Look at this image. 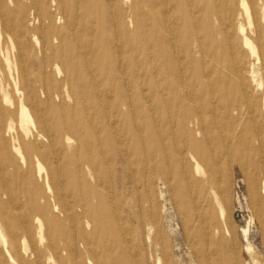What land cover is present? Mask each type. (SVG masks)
Here are the masks:
<instances>
[{"label":"bare ground","instance_id":"1","mask_svg":"<svg viewBox=\"0 0 264 264\" xmlns=\"http://www.w3.org/2000/svg\"><path fill=\"white\" fill-rule=\"evenodd\" d=\"M263 73L264 0H0V264H146L133 226L169 262L160 181L199 264H235L207 185L258 159L263 214Z\"/></svg>","mask_w":264,"mask_h":264},{"label":"rangeland","instance_id":"2","mask_svg":"<svg viewBox=\"0 0 264 264\" xmlns=\"http://www.w3.org/2000/svg\"><path fill=\"white\" fill-rule=\"evenodd\" d=\"M250 18L252 19L248 20L243 18L240 21L248 32L257 23L254 16ZM255 46H257L256 43ZM243 49L245 61L249 63V66L256 65V67H259L257 61L251 56L250 48ZM260 79L264 84V73L260 76ZM261 93H264V90H261ZM260 99L259 95H255L254 101L260 104ZM244 108L247 113L246 116H248V106L245 105ZM259 115H256L257 120L260 118ZM242 125L248 132L254 130V125L249 126V121L243 122ZM228 159L230 160L229 156L223 155L221 157L222 173L220 177L223 178V181L218 183V181L213 179L208 183L207 189L209 197L217 211L222 209L225 215L230 217V226L234 230L235 239L233 238V240L228 235H226V239L230 241L231 237V242L234 244L232 245L233 249L231 248V251L233 252L235 250L238 254V259L235 261V264H264V192L261 191L260 186L257 189V194H259L262 202V215L257 213L256 207L254 208L255 204L253 205L252 198V194L255 191L253 177L259 173L260 168H258V165L260 162H258V159L256 163V161L253 162V160L246 158L245 163L249 165L248 168H243L238 163L230 168ZM156 188L157 190L155 189V194L151 197V200L158 202L159 209L162 207L159 210L162 233L171 254L168 262L162 253H160L163 263L199 264L195 249L188 243L189 241H194V239L186 233L183 222L185 216L179 213V205L176 202V198L170 193L172 187L163 186L160 181ZM138 230V226H133L131 232H129V239H133V245L137 247L139 259L146 264H154L155 254L153 255V253H155V249L146 245L143 234ZM137 231L138 235L136 234Z\"/></svg>","mask_w":264,"mask_h":264}]
</instances>
